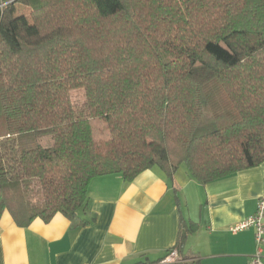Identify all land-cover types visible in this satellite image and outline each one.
<instances>
[{
    "label": "trees",
    "instance_id": "16d2710c",
    "mask_svg": "<svg viewBox=\"0 0 264 264\" xmlns=\"http://www.w3.org/2000/svg\"><path fill=\"white\" fill-rule=\"evenodd\" d=\"M263 162L264 0H0V220L83 226L95 177Z\"/></svg>",
    "mask_w": 264,
    "mask_h": 264
},
{
    "label": "crops",
    "instance_id": "0c3cea01",
    "mask_svg": "<svg viewBox=\"0 0 264 264\" xmlns=\"http://www.w3.org/2000/svg\"><path fill=\"white\" fill-rule=\"evenodd\" d=\"M263 185L264 162L205 184L191 178L185 164L173 177L159 167L131 181L98 176L80 212L86 225L73 227L59 213L20 227L5 212L0 264H146L172 249L180 260L170 264H249L257 251L255 231L233 233L230 226L255 213Z\"/></svg>",
    "mask_w": 264,
    "mask_h": 264
},
{
    "label": "built area",
    "instance_id": "2783aa9c",
    "mask_svg": "<svg viewBox=\"0 0 264 264\" xmlns=\"http://www.w3.org/2000/svg\"><path fill=\"white\" fill-rule=\"evenodd\" d=\"M253 228L255 231V240L257 251L252 256L249 264H264V185L262 193L258 199L257 209L254 214L241 220L232 226L230 230L233 233H238L240 231ZM180 260V255L176 249H172L168 254L159 262L156 263H146V264H170Z\"/></svg>",
    "mask_w": 264,
    "mask_h": 264
},
{
    "label": "rangeland",
    "instance_id": "374dc122",
    "mask_svg": "<svg viewBox=\"0 0 264 264\" xmlns=\"http://www.w3.org/2000/svg\"><path fill=\"white\" fill-rule=\"evenodd\" d=\"M17 13L25 14L27 17H29L30 10L24 6L17 5ZM72 97L76 103H83L85 101V92L82 89H76L72 92Z\"/></svg>",
    "mask_w": 264,
    "mask_h": 264
}]
</instances>
